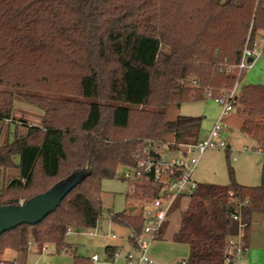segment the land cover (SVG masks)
<instances>
[{
    "label": "trees",
    "instance_id": "obj_1",
    "mask_svg": "<svg viewBox=\"0 0 264 264\" xmlns=\"http://www.w3.org/2000/svg\"><path fill=\"white\" fill-rule=\"evenodd\" d=\"M264 0H0V172L16 174L0 186V205H16L47 190L89 162L90 173L54 211L33 225L0 234L6 250L37 252L52 245L71 252L73 264H94L66 241L67 228H93L102 214L101 182L135 164L144 141L155 156L167 136L179 143L200 139L202 116L166 109L229 90L234 66L264 32ZM232 68L231 71H227ZM231 113L238 129L264 142V84L239 86ZM194 81V82H193ZM42 111L39 124L12 115L14 99ZM225 184L197 182L178 227L163 224L154 239L187 245L178 264H231L229 239L244 224V246L256 215H264V182L239 183L228 167ZM120 179H123L120 174ZM125 199L158 196L160 186L137 182ZM177 197L174 199V201ZM108 211L111 221L140 233L134 207ZM105 250L112 255L113 248ZM2 260L0 264H13Z\"/></svg>",
    "mask_w": 264,
    "mask_h": 264
},
{
    "label": "rangeland",
    "instance_id": "obj_2",
    "mask_svg": "<svg viewBox=\"0 0 264 264\" xmlns=\"http://www.w3.org/2000/svg\"><path fill=\"white\" fill-rule=\"evenodd\" d=\"M243 72L239 80V86L246 83L264 84V53L253 63L250 69ZM220 109L221 106L219 104L212 98L206 97L199 101L184 102L178 107L171 106L166 109V115L169 119H173L178 114L202 116L203 119L199 133L200 137H204L206 135V128L218 116ZM12 115L37 125L41 121L42 111L33 105L15 98ZM238 122L239 119L235 113L227 117L228 125L222 133V138L225 141L226 147L227 143L230 145L228 151L226 147L222 149H206L200 155L194 170V176L199 182L227 183L229 180V165L233 169V175L236 180L239 178L241 181H251V175L256 173L255 175L261 181V166L264 155L251 148L254 143L239 131L237 127ZM5 132L6 127L0 125V141L5 137ZM166 141L168 143L172 142L171 136H167ZM121 173L122 169H119L115 177L103 179L101 182L103 190L101 204L103 211L96 226L78 230L70 228V231L66 235V241L73 244L76 254L90 256L94 253L99 257V262H102L105 258L104 247L108 244L118 245L119 256L114 258V264H125L123 256L132 248L128 241L129 229L111 221L107 208L112 211H121L128 204L134 208L138 206L139 198H132L130 201L125 199V192L129 187V183L124 179H120ZM15 174L14 170H7L5 177H3L0 172V186L2 182L7 183ZM184 204L185 202L182 201L180 196L170 204L162 223L167 235L178 227L179 214ZM149 247L157 255L159 264H168V261H175V259L178 262L185 259L187 253V246L185 244L173 242L168 237L153 239ZM45 248H42L39 253L29 252L25 264H73V254L71 252L55 253L52 245H46ZM0 258H2V254H0ZM177 262H172V264H178Z\"/></svg>",
    "mask_w": 264,
    "mask_h": 264
},
{
    "label": "built area",
    "instance_id": "obj_3",
    "mask_svg": "<svg viewBox=\"0 0 264 264\" xmlns=\"http://www.w3.org/2000/svg\"><path fill=\"white\" fill-rule=\"evenodd\" d=\"M262 53H264V32L258 34L252 47L247 45L244 47L239 62L234 66L237 70L234 85L216 96L206 92V96L219 104L221 109L204 137L195 143H179L176 150L167 148V145L172 142L166 141L158 156L150 153V141H144L141 153L135 154V164L122 170L121 175L129 183L130 192L134 190V184L137 182L151 181L160 186L158 196L139 199L136 208L142 215L143 225L139 234L129 229L128 241L132 248L125 254V264H157L148 256L149 244L159 231L174 199L181 195H190L196 189L197 182L193 178V172L200 155L206 149L226 147L222 133L228 125L227 117L232 110V100L238 89V76L240 72L250 69ZM231 70L232 68H228L227 71ZM251 148L264 155V142L255 143ZM21 203L23 202L20 200L19 204ZM232 218L238 222V231L229 239L228 251L230 254L233 253L231 264H236L238 255L244 252L246 247L242 238L244 224L237 215H233ZM69 231L70 228H67L66 235ZM42 248L45 249V247ZM116 255L115 252L114 257ZM91 260L95 262L97 255L93 254Z\"/></svg>",
    "mask_w": 264,
    "mask_h": 264
},
{
    "label": "water",
    "instance_id": "obj_4",
    "mask_svg": "<svg viewBox=\"0 0 264 264\" xmlns=\"http://www.w3.org/2000/svg\"><path fill=\"white\" fill-rule=\"evenodd\" d=\"M89 173L90 165L86 162L83 167L74 169L67 177L25 202L16 205H0V234L21 224L33 225L41 221L54 211L64 196ZM132 210L133 207L128 208L129 212Z\"/></svg>",
    "mask_w": 264,
    "mask_h": 264
},
{
    "label": "crops",
    "instance_id": "obj_5",
    "mask_svg": "<svg viewBox=\"0 0 264 264\" xmlns=\"http://www.w3.org/2000/svg\"><path fill=\"white\" fill-rule=\"evenodd\" d=\"M231 114L232 113L230 112L228 117H230ZM238 119H239V117H238ZM213 120L210 122V125L206 128V133H207L208 129L211 127ZM237 127H238V125H237ZM245 137L247 139H249L250 141H252L248 136L245 135ZM200 138H202V137H200ZM253 143L255 144L254 141H253ZM229 147H230V145L227 143V147H226L227 151L229 150ZM261 167H262V174H261V179H260L261 181H259V177L257 175H255L256 173H253L251 175V179H250L251 181H241L239 178H237V181L239 183L246 184V185H258L261 182H264V160H262V166ZM193 178L196 180V182H199L196 179V177L194 176V172H193ZM204 182H207V181H204ZM130 207H132V206H129V204H128V206L125 208H127V211H128V208H130ZM107 210L112 211L109 208H107ZM106 246H111L113 248L111 256L109 255L110 253L105 250ZM106 246L104 247V252H105L104 260L102 262H99V257L97 256V260L95 262L91 260L94 264H114V261H113L115 258L114 253L115 252L117 253L116 257L119 256L118 245L108 244ZM187 251H188V248H187ZM29 252L39 253L33 247H31L25 254L20 253V252L11 251V250H6L2 253V260L10 259V260H13L14 262H18L19 264H25L27 254ZM93 254H91L90 256H86V257H89L91 259V256ZM148 256L155 263L159 264L157 261L158 260L157 255L153 251H151L150 247L148 249ZM186 256H187V253H186ZM123 259L125 260V256H123ZM110 260L113 262H111ZM168 262H169L168 264H172V262H177V260L175 259V261H168ZM236 264H264V215H256L254 217V222H253V224L250 228V231H249L246 250L238 255V257L236 259Z\"/></svg>",
    "mask_w": 264,
    "mask_h": 264
}]
</instances>
